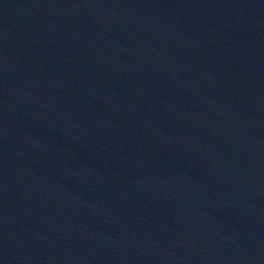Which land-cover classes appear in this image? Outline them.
I'll use <instances>...</instances> for the list:
<instances>
[{
    "label": "water",
    "instance_id": "1",
    "mask_svg": "<svg viewBox=\"0 0 264 264\" xmlns=\"http://www.w3.org/2000/svg\"><path fill=\"white\" fill-rule=\"evenodd\" d=\"M264 166V0H0V264H193Z\"/></svg>",
    "mask_w": 264,
    "mask_h": 264
}]
</instances>
